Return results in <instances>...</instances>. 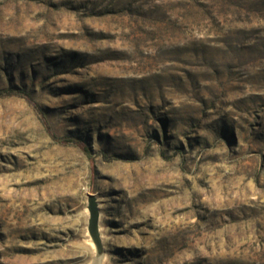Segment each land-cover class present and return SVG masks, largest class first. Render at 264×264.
Here are the masks:
<instances>
[{
    "label": "rangeland",
    "instance_id": "obj_1",
    "mask_svg": "<svg viewBox=\"0 0 264 264\" xmlns=\"http://www.w3.org/2000/svg\"><path fill=\"white\" fill-rule=\"evenodd\" d=\"M0 264H264V0H0Z\"/></svg>",
    "mask_w": 264,
    "mask_h": 264
},
{
    "label": "water",
    "instance_id": "obj_2",
    "mask_svg": "<svg viewBox=\"0 0 264 264\" xmlns=\"http://www.w3.org/2000/svg\"><path fill=\"white\" fill-rule=\"evenodd\" d=\"M88 221H87V230L92 239V242L96 246L98 253L102 252V241L99 231V209L96 202V198L93 194H88Z\"/></svg>",
    "mask_w": 264,
    "mask_h": 264
},
{
    "label": "trees",
    "instance_id": "obj_3",
    "mask_svg": "<svg viewBox=\"0 0 264 264\" xmlns=\"http://www.w3.org/2000/svg\"><path fill=\"white\" fill-rule=\"evenodd\" d=\"M60 140H62V141H64V142H81L79 139H72V138H62V139H60ZM82 149L85 151V152H89V149H88V147L86 146V145H82Z\"/></svg>",
    "mask_w": 264,
    "mask_h": 264
}]
</instances>
